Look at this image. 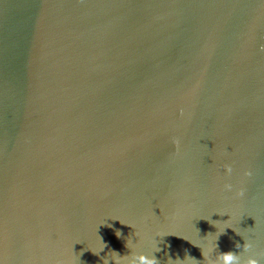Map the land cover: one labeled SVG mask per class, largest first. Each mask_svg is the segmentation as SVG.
<instances>
[{
	"label": "water",
	"instance_id": "95a60500",
	"mask_svg": "<svg viewBox=\"0 0 264 264\" xmlns=\"http://www.w3.org/2000/svg\"><path fill=\"white\" fill-rule=\"evenodd\" d=\"M225 252L264 264V3L0 0L2 264Z\"/></svg>",
	"mask_w": 264,
	"mask_h": 264
},
{
	"label": "clouds",
	"instance_id": "9594fccd",
	"mask_svg": "<svg viewBox=\"0 0 264 264\" xmlns=\"http://www.w3.org/2000/svg\"><path fill=\"white\" fill-rule=\"evenodd\" d=\"M261 3H264V0H261ZM225 171L230 173L231 172V167L230 166H225ZM250 173H245V175H249ZM226 187L230 188V185H226ZM221 232L223 229L220 230ZM117 236L120 235L119 232L116 233ZM166 235V234H163ZM162 235V236H163ZM184 238V237H183ZM186 239V238H184ZM129 246H131V242L129 243ZM104 244L100 242V247L98 250L94 251L95 254H98L100 251L103 250ZM237 247H240L238 244ZM251 247V244L245 240V243L243 244V250L247 251ZM154 251H159L160 249L157 247V242L154 245ZM204 255V254H203ZM194 260L192 257H187L185 261L183 262H178V264H188V261ZM116 264H123V258L120 257H115ZM139 264H157V260L154 255L151 256H144L140 255L138 258ZM137 259H132L128 261V264H138ZM0 264H2V261H0ZM213 264H240V256L237 254H234L233 252H225V253H219L216 256V260L213 261ZM244 264H257V261L254 259L249 258L244 262Z\"/></svg>",
	"mask_w": 264,
	"mask_h": 264
}]
</instances>
